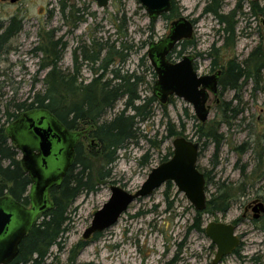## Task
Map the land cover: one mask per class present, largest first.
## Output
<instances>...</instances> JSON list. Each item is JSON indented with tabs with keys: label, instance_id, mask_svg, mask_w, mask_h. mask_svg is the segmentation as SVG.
Returning a JSON list of instances; mask_svg holds the SVG:
<instances>
[{
	"label": "rangeland",
	"instance_id": "1",
	"mask_svg": "<svg viewBox=\"0 0 264 264\" xmlns=\"http://www.w3.org/2000/svg\"><path fill=\"white\" fill-rule=\"evenodd\" d=\"M175 1L181 16L197 20L194 44L187 47L185 54L195 57L199 75L212 72L214 44L222 49L218 52L220 65L230 60L241 62L260 46L264 50V17L252 14L250 0H222V14L225 15L235 10L239 2L241 5L234 19V44L227 47L224 46L223 26L213 15L204 14L208 0ZM255 1L264 6V0ZM63 5H66L65 10ZM13 18L22 21L23 28L9 42V54L0 57L3 104L31 102L36 92L44 91L43 80L48 70H40L42 56L34 51L41 43L40 34L46 31H54L57 39L67 43L60 63L63 70L72 67L74 50L93 39L132 47L128 60L118 61L113 68L121 69L123 74L137 72L143 76L145 82L140 86V95L142 99L153 96L157 78L147 56L148 47L167 37L172 21L162 17L151 20L139 0H110L104 9L99 8L95 0H24L17 5L0 2L1 25L7 27ZM119 24L121 30L117 27ZM180 59L176 55L172 61ZM94 76L90 67H82L81 77L85 83ZM234 95V91L227 90L222 96H211L209 121L217 120V100L232 101ZM172 98L166 105L158 99L150 105L149 118L137 125V139L117 152L111 167L102 169L105 172L110 168L111 175L100 182L96 192L77 199L71 211L69 230L60 239L62 248H51L45 264H71L72 255H76L73 264H213L217 249L206 233L194 228L197 211L173 183L171 186L166 183L151 196L136 200L115 226L89 240L78 252H72L83 242V234L91 225L95 212L109 200L111 187L119 186L133 193L138 191L152 169L163 162L170 150L173 151L175 138H167L170 122L183 134L181 137L200 143L202 154L198 166L212 176L210 193L220 184L234 189L231 208L225 215L203 217L204 228L211 221L236 225L237 235L242 239L239 252L225 257L220 264H264V215L254 220L253 212L249 211L244 217L250 203L257 199L264 202V166L257 162L258 154L264 152V79L256 91L251 83L245 86V112L232 120L231 126L221 127L225 138L218 158L214 157V142L199 141L197 125L201 122L193 107L183 99ZM124 102L120 100L103 121L119 115ZM2 120L5 122L4 117ZM87 129L92 130L91 127ZM91 140L84 138L81 144L97 173L102 163L92 157L98 147ZM150 140L154 144L148 142ZM147 152L150 158L143 160ZM256 167L257 173L252 175Z\"/></svg>",
	"mask_w": 264,
	"mask_h": 264
},
{
	"label": "trees",
	"instance_id": "2",
	"mask_svg": "<svg viewBox=\"0 0 264 264\" xmlns=\"http://www.w3.org/2000/svg\"><path fill=\"white\" fill-rule=\"evenodd\" d=\"M209 5L204 9V14H211L218 19L223 26L225 36V47L233 45L236 34L235 18L240 2L235 10L228 15L222 14V0H208ZM251 12L255 16L264 17V6L255 0H250ZM64 10L66 5H63ZM79 12V11H78ZM178 6L172 0V9L169 14L162 16L167 21L178 19ZM119 21V20H118ZM117 21V22H118ZM155 22V21H152ZM197 20H193L196 24ZM76 27V26H75ZM121 30V25H117ZM22 32V24L13 18L10 24L5 27L0 22V57L10 52L9 42ZM41 43L36 47L35 53L40 54V70H48L45 78L44 91H38L31 98V102L7 103L3 104L0 94V196L9 195L13 199L28 205L27 194L32 185L31 178L24 171L19 152L9 141L7 126L16 121L21 115L36 110H45L54 116L59 122L71 131L88 130L91 127L90 137L97 144L98 151L92 152V157L97 158L102 163L101 168L96 173L94 164L90 157L84 155L83 145L80 143L76 149V157L72 168L69 170L62 184L51 191L52 203L49 209L43 214L41 220L29 231L20 246L17 258L11 264H45L51 248L60 246V239L68 232V224L71 221V211L77 199L82 195H89L98 190L100 182L111 175L108 168L102 172L103 168L111 167L117 159V152L125 147L129 142L137 139V125L141 121L149 118L150 105L157 100L153 95L150 98H143L139 89L145 82V78L137 72H126L113 68L118 61L125 63L130 56L129 50L132 47L117 42H99L93 39L89 44H83L73 52V69L63 70L60 63L63 60L67 43L62 39H57L54 31H46L40 34ZM194 44L193 40L183 41L172 51L169 59L177 55L182 57L187 47ZM178 50V48H180ZM216 44L212 46L215 58L212 61V69L222 70L220 78L218 96H222L227 90L235 92L232 101L222 100L217 105V120L199 123V141L205 139L216 144L214 157L218 158L225 134L221 132L222 126H231L232 120L245 112L244 88L247 84L253 85L256 91L263 82L264 72V50L262 47L256 48L249 56L239 62L230 60L228 63L220 65ZM201 56V55H200ZM144 57L142 61L144 62ZM90 66L94 77L89 83L81 77L83 65ZM98 65V66H96ZM112 66V68H111ZM111 68V69H110ZM151 71V68H149ZM154 77L156 74L152 72ZM120 100H125L124 108L119 115L110 121H103L107 112L114 109ZM173 98L170 99L172 102ZM141 102V103H140ZM139 103V104H138ZM129 111L134 114H128ZM187 116H190L187 113ZM5 118L3 122L2 118ZM183 134L178 132L171 122L168 124L167 138H178ZM154 144L152 140L148 141ZM200 144V143H199ZM202 154L200 148L199 157ZM170 150L164 157L163 162L172 157ZM257 162L264 166V152L258 154ZM150 158L149 152L144 155L143 160ZM199 170L204 173L207 180L206 192L209 194L205 211L196 212L194 228L205 233L203 227V217L205 215L216 216L225 215L231 208L234 189L226 184H220L216 191L210 193L209 186L213 179L209 172H204L199 166ZM253 169L252 175L257 173ZM168 186L172 182L167 183ZM100 234L94 235L98 238ZM86 242L79 243L73 253L78 252L85 246ZM239 248L234 252L238 253ZM76 255H72L71 264L74 263Z\"/></svg>",
	"mask_w": 264,
	"mask_h": 264
},
{
	"label": "water",
	"instance_id": "3",
	"mask_svg": "<svg viewBox=\"0 0 264 264\" xmlns=\"http://www.w3.org/2000/svg\"><path fill=\"white\" fill-rule=\"evenodd\" d=\"M10 1L15 4L19 0ZM99 8L109 6L110 0H95ZM151 20H157L172 9V0H139ZM264 24V20H263ZM195 24L181 16L171 22L166 38L149 45L147 56L156 74L153 95L162 105L172 97L183 99L193 107L201 123L211 114V96L218 97L222 71L213 75H199L192 55L184 54L179 61L169 59L172 51L183 41L193 40ZM9 141L20 153L24 171L33 183L28 209L9 197L0 198V264H9L19 254V247L32 229L37 216L49 209V192L62 184L71 169L81 133L71 132L45 110L24 113L7 126ZM200 144L184 137L173 141V155L152 169L146 181L136 192L112 186L111 196L101 209L95 212L91 225L85 230L83 240L115 226L130 206L140 198L151 196L168 182L184 193L196 211H205L208 195L207 180L198 168ZM252 208L253 219L264 215V202L257 199L245 208L244 216ZM205 233L217 252L213 264H220L241 246L237 226L231 223L211 221Z\"/></svg>",
	"mask_w": 264,
	"mask_h": 264
},
{
	"label": "flooded vegetation",
	"instance_id": "4",
	"mask_svg": "<svg viewBox=\"0 0 264 264\" xmlns=\"http://www.w3.org/2000/svg\"><path fill=\"white\" fill-rule=\"evenodd\" d=\"M24 0H19V1H17L15 4H12L10 1H6V2H1V3H10V4H12V5H17V4H19V3H21V2H23ZM16 21H17V19H16ZM19 23H21L22 24V21H18ZM22 28H23V26H22ZM171 60V59H170ZM172 61V60H171ZM194 64H195V57H194ZM73 66H74V64H73V57H72V67L69 69V70H71V69H73ZM83 66H87L86 64L85 65H83ZM88 67H90V66H88ZM195 68H196V66H195ZM197 69V68H196ZM81 70H82V68H81ZM219 70H221V69H218V68H215L214 70L212 69V72H211V74H209V75H213V74H215L216 72H218ZM68 71V70H67ZM90 71L93 73V70H92V68L90 67ZM222 71V70H221ZM222 75V74H221ZM221 78V77H220ZM220 82V81H219ZM219 90H220V86H219ZM211 99V98H210ZM217 102H219L220 103V100L218 101L217 100ZM10 125V124H9ZM8 125V126H9ZM67 128V127H66ZM67 130H69L68 128H67ZM69 131H71V130H69ZM71 132H76V133H81L82 135H81V137H80V140H79V143H78V145L82 142V140L84 139V138H86V139H92L91 137H90V131L89 130H83V131H71ZM92 141V144H94L95 142L93 141V139L91 140ZM77 145V146H78ZM76 149H77V147H76ZM19 155H20V153H19ZM20 159H21V157H20ZM74 164V163H73ZM73 166V165H72ZM72 168V167H71ZM69 172V171H68ZM27 174V173H26ZM68 174V173H67ZM28 175V174H27ZM67 176V175H66ZM66 176H65V178H66ZM64 178V179H65ZM32 186H33V183H32V185H31V187H30V189H29V192H28V194H27V197H28V199H29V204L28 205H25V204H23V203H21V202H19V201H17V200H15V199H13L11 196H9V195H3V196H0V198H5V197H9V198H11L12 200H14V201H16V202H18L19 204H21V205H23L24 207H26V208H28V209H31L32 208V202H31V195H30V193H31V189H32ZM55 188V187H54ZM54 188H52L51 190H50V192H49V199H50V202L52 203V198H51V191L54 189ZM249 211H251L252 212V208H250V210ZM46 212V211H45ZM45 212H43V213H41V214H39L38 216H37V218H36V220H35V222H34V225H33V227L39 222V220H41V217L43 216V214L45 213ZM249 213V212H248ZM247 213V214H248ZM247 216V215H246ZM246 216H244V217H246ZM32 227V228H33ZM26 238V237H25ZM94 238V236L91 238V239H93ZM24 241V240H23ZM89 241V240H88ZM88 241H84L83 240V242H86V244L88 243ZM22 244V243H21ZM85 244V245H86ZM21 246V245H20ZM19 251H20V247H19ZM17 258V257H16ZM15 258V259H16ZM14 259V260H15ZM13 260V261H14ZM12 261V262H13ZM12 262H10L9 264H11Z\"/></svg>",
	"mask_w": 264,
	"mask_h": 264
}]
</instances>
